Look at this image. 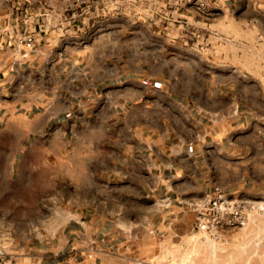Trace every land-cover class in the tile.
Here are the masks:
<instances>
[{"label": "crops", "instance_id": "obj_1", "mask_svg": "<svg viewBox=\"0 0 264 264\" xmlns=\"http://www.w3.org/2000/svg\"><path fill=\"white\" fill-rule=\"evenodd\" d=\"M209 6L125 0L62 34L34 20L16 46L23 14L0 0V176L38 177L10 207L58 196L114 248L145 233L174 239L184 218L193 228L186 203L216 186L264 203V76L228 56L264 46V0ZM7 180L0 208L21 192L20 179ZM262 225L256 214L223 229L204 264L264 256Z\"/></svg>", "mask_w": 264, "mask_h": 264}, {"label": "rangeland", "instance_id": "obj_2", "mask_svg": "<svg viewBox=\"0 0 264 264\" xmlns=\"http://www.w3.org/2000/svg\"><path fill=\"white\" fill-rule=\"evenodd\" d=\"M231 55L241 61L229 66L249 76L253 72L264 76V46L230 47L228 56ZM261 82L264 85V80ZM7 179L11 182L20 179L21 192L8 193L6 206L0 208V264H204V252L211 247V240L194 230L184 218L174 239H160L153 233L140 231L143 238L112 248L106 239L93 238L96 224L92 226L87 216L85 219L77 216L83 214L82 208H65V201L58 196H41L34 208L10 207L15 199L26 203L29 196L25 190L36 186L38 177L0 176V189L13 185ZM254 237L257 242L264 238V225ZM246 263L264 264V256L248 257Z\"/></svg>", "mask_w": 264, "mask_h": 264}, {"label": "built area", "instance_id": "obj_3", "mask_svg": "<svg viewBox=\"0 0 264 264\" xmlns=\"http://www.w3.org/2000/svg\"><path fill=\"white\" fill-rule=\"evenodd\" d=\"M125 0H15L17 8L23 14L19 19L24 28L15 37V45H24L30 35L29 25L38 20L43 32L55 31L64 33L70 21H80L79 27L93 16L109 10L118 9ZM190 6L198 13H207L210 9L209 0H178ZM52 22H55L52 24ZM187 209L193 214V229L206 238L217 240L223 229L233 231L245 226L256 214L264 213V203L234 198L220 187H214L212 193L203 198L186 203Z\"/></svg>", "mask_w": 264, "mask_h": 264}]
</instances>
